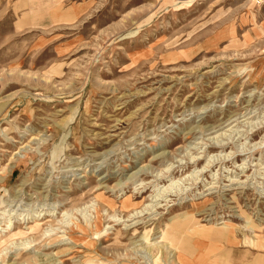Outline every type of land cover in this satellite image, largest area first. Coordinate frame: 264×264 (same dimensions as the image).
Masks as SVG:
<instances>
[{
	"label": "rangeland",
	"instance_id": "obj_1",
	"mask_svg": "<svg viewBox=\"0 0 264 264\" xmlns=\"http://www.w3.org/2000/svg\"><path fill=\"white\" fill-rule=\"evenodd\" d=\"M208 227L264 252V7L0 0V264H179Z\"/></svg>",
	"mask_w": 264,
	"mask_h": 264
},
{
	"label": "crops",
	"instance_id": "obj_2",
	"mask_svg": "<svg viewBox=\"0 0 264 264\" xmlns=\"http://www.w3.org/2000/svg\"><path fill=\"white\" fill-rule=\"evenodd\" d=\"M217 229L209 227L196 231L193 241L185 243L184 251L178 257L179 264H264V252L252 247L242 249L238 236L224 237ZM169 262V261H168ZM166 264H170L166 263Z\"/></svg>",
	"mask_w": 264,
	"mask_h": 264
},
{
	"label": "built area",
	"instance_id": "obj_3",
	"mask_svg": "<svg viewBox=\"0 0 264 264\" xmlns=\"http://www.w3.org/2000/svg\"><path fill=\"white\" fill-rule=\"evenodd\" d=\"M251 3H253L256 6L264 7V0H249Z\"/></svg>",
	"mask_w": 264,
	"mask_h": 264
},
{
	"label": "bare ground",
	"instance_id": "obj_4",
	"mask_svg": "<svg viewBox=\"0 0 264 264\" xmlns=\"http://www.w3.org/2000/svg\"><path fill=\"white\" fill-rule=\"evenodd\" d=\"M228 226V225H227ZM32 230V229H31Z\"/></svg>",
	"mask_w": 264,
	"mask_h": 264
}]
</instances>
